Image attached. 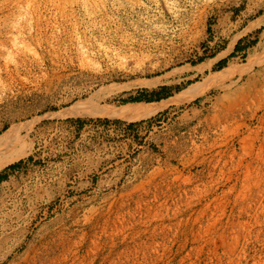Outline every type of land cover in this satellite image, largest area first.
<instances>
[{"label": "rangeland", "instance_id": "374dc122", "mask_svg": "<svg viewBox=\"0 0 264 264\" xmlns=\"http://www.w3.org/2000/svg\"><path fill=\"white\" fill-rule=\"evenodd\" d=\"M257 16L264 0H0V161L25 152L0 170V264H264V145L220 143L190 87L104 116L188 86Z\"/></svg>", "mask_w": 264, "mask_h": 264}, {"label": "crops", "instance_id": "0c3cea01", "mask_svg": "<svg viewBox=\"0 0 264 264\" xmlns=\"http://www.w3.org/2000/svg\"><path fill=\"white\" fill-rule=\"evenodd\" d=\"M263 22L261 16L248 20L243 28L233 34L232 38L238 36L236 40L227 42L212 56L188 64L187 71L173 80L180 85L183 80L194 78L188 86H179L177 93L189 87L200 91L199 95L206 93L202 100L195 97L192 105L196 109L203 106L201 108L206 112V124L214 128V133H218L217 139L225 145L233 137L243 142L244 146L254 145L258 148L264 145L261 135L264 123ZM242 29L245 31L241 32ZM254 32L255 40L244 45L242 39ZM247 125H252L253 133L245 131Z\"/></svg>", "mask_w": 264, "mask_h": 264}, {"label": "bare ground", "instance_id": "6f19581e", "mask_svg": "<svg viewBox=\"0 0 264 264\" xmlns=\"http://www.w3.org/2000/svg\"><path fill=\"white\" fill-rule=\"evenodd\" d=\"M146 83H147L146 84L147 86H151V87H155L158 84H160L158 82V80L153 81V82H146ZM146 85H145V87H146ZM166 101L158 102L156 104H144V103H140V102H136V103L134 102V103H130V104L128 103V104H124L120 107L113 108L112 110L110 109L104 116H106L108 118H110V117L122 118V119H127L130 121L138 120V119H144L146 116H148V114H150L148 109H147L148 106L149 107H151V106L155 107L156 106V109L162 108L164 105L167 104ZM75 115L76 116H100L99 113L95 114V113L88 112V111H79V112L75 113ZM0 139H2V138L0 137ZM24 154H25V152L21 151V149H19V150L13 149L10 153L4 155V158L1 159L0 170L6 166L18 161V160H20L24 156Z\"/></svg>", "mask_w": 264, "mask_h": 264}, {"label": "trees", "instance_id": "16d2710c", "mask_svg": "<svg viewBox=\"0 0 264 264\" xmlns=\"http://www.w3.org/2000/svg\"><path fill=\"white\" fill-rule=\"evenodd\" d=\"M178 88H174L173 90H169L167 87L162 86L159 87V89L155 91L150 92H144L142 95H138L136 97H131L127 99L124 103L127 102H155L160 101L162 99H166L172 95L173 92H177ZM2 180V177H0V181Z\"/></svg>", "mask_w": 264, "mask_h": 264}, {"label": "built area", "instance_id": "2783aa9c", "mask_svg": "<svg viewBox=\"0 0 264 264\" xmlns=\"http://www.w3.org/2000/svg\"><path fill=\"white\" fill-rule=\"evenodd\" d=\"M117 125H121L122 128H123V127L125 128V126H126V128H127V127L129 126V125H125V124H123V123H118ZM254 125H255V123H254ZM261 129H262V132L264 133V123H263Z\"/></svg>", "mask_w": 264, "mask_h": 264}]
</instances>
